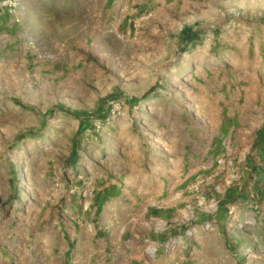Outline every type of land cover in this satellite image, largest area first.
<instances>
[{
  "label": "rangeland",
  "instance_id": "rangeland-1",
  "mask_svg": "<svg viewBox=\"0 0 264 264\" xmlns=\"http://www.w3.org/2000/svg\"><path fill=\"white\" fill-rule=\"evenodd\" d=\"M0 264H264V0H0Z\"/></svg>",
  "mask_w": 264,
  "mask_h": 264
},
{
  "label": "built area",
  "instance_id": "built-area-1",
  "mask_svg": "<svg viewBox=\"0 0 264 264\" xmlns=\"http://www.w3.org/2000/svg\"><path fill=\"white\" fill-rule=\"evenodd\" d=\"M15 0H8V2L12 5Z\"/></svg>",
  "mask_w": 264,
  "mask_h": 264
}]
</instances>
